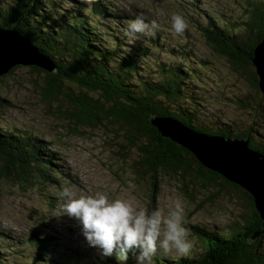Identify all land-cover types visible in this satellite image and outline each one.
<instances>
[{"label": "rangeland", "instance_id": "374dc122", "mask_svg": "<svg viewBox=\"0 0 264 264\" xmlns=\"http://www.w3.org/2000/svg\"><path fill=\"white\" fill-rule=\"evenodd\" d=\"M84 1L88 2L56 0L61 9L58 12ZM100 1L107 3L111 10L105 7L108 14L96 21L97 30L122 40L120 51L142 48L148 39L153 40L149 45L156 42L160 46V50L151 46L152 55L144 61L143 78L157 76L153 63L156 59L196 70V74L189 76H198L192 78L199 93L192 96H199L196 97L199 104L194 107H197L195 113L198 118L205 122L203 125L207 129H226L232 135L248 132L252 136L253 133L264 145V116H255V112H246L237 104V98L254 97L258 98L264 110V98L248 81L249 76L255 73L253 65H229L206 45L201 31L208 21L220 28L232 23L240 25L245 10L249 8V0ZM137 13H142L146 22L156 21L158 26L150 33L126 36V24ZM173 13H179L185 19L186 27L181 33L171 28ZM256 31L259 32V29ZM110 36L105 37L111 46ZM171 50L174 55L168 53ZM43 80V76L29 70V67H18L0 77V98L5 105L0 109V127L25 130L45 142L46 150L54 155L46 152L44 158L50 159L51 172H54L53 175L50 172L51 179L58 182L39 188L40 184L31 186L11 178L15 176L14 171H11V177L4 176L2 172L6 168L0 158V260L16 263L31 261L34 253L38 255V246L33 240L36 238L43 240V247L46 248L44 253L41 250V256L47 253L49 258L43 264H73L74 260L81 264L94 262L100 257V249L89 246L77 219L62 212L65 202L62 189L69 188L74 197L102 192L109 199H128L148 210L155 179L135 172L133 165L140 161L141 156L136 146L128 147L124 128L119 123L75 126L77 132H72V120L62 115L66 110L71 111V105L61 96L46 101L40 92ZM71 87L76 96V88ZM200 124L203 127L201 120ZM187 162L192 167L187 173L158 170L157 183L160 187L153 208L163 209L166 213L174 201L180 200L185 208L186 226L196 224L205 231H227L240 218L249 217L244 196L237 190L221 186L223 183L220 181L214 187L201 185L193 173L194 162L190 159ZM57 176L59 179H56ZM188 228L193 247L186 255L195 256L200 253L201 242L195 237L194 229ZM110 256L117 263L121 262L118 251L114 250ZM258 256L264 260V252ZM164 257L177 258L173 252L158 249L151 258V264L154 259ZM127 263L136 264L135 256Z\"/></svg>", "mask_w": 264, "mask_h": 264}, {"label": "trees", "instance_id": "16d2710c", "mask_svg": "<svg viewBox=\"0 0 264 264\" xmlns=\"http://www.w3.org/2000/svg\"><path fill=\"white\" fill-rule=\"evenodd\" d=\"M87 1L71 5L64 9V12H58L61 9L56 0L0 1L1 26L16 29L30 39L57 66L54 74L29 67V70L43 76L40 92L46 101L61 96L62 100L71 105V111L66 110L62 115L72 120V132H77L75 126L94 127L101 124L104 126L106 123H119L123 126L126 144L130 148L136 146L141 156L140 161L133 165L135 172L140 176L148 174L155 179L152 196L147 204L148 211L153 209L160 187L157 183L158 170L187 173L192 169L187 159L194 162L193 173L201 185L214 187L219 185L218 181L222 182L221 186L237 190L244 196L250 211L249 217L240 218L229 226V232L205 231L203 227L189 224L188 227L194 229L195 237L201 242L200 253L195 256L156 258L153 264H264L262 257L258 256L264 252V233L253 242L249 240L254 231L261 229V220L254 208L252 197L238 186L202 167L182 147L161 138L149 119L154 115L168 116L199 132L227 138H247L249 146L263 155L264 145L253 133L252 136L248 132L232 135L231 131L226 129H207L206 125H203L205 122L198 118L195 113L197 107H194L199 104L196 100L199 96H192L199 93L192 78L198 76H189L191 73L196 74V70L181 68L180 64L175 65V62L164 63L156 59L153 63L157 76L143 78L145 75L142 73L146 68L144 61L152 55L151 46L159 50L160 46L156 42L149 45L153 40L148 39L142 48L139 46L130 52L120 51L122 40L118 41L114 36L102 34L97 30L96 21L108 14L107 3L103 4L100 0ZM248 6L240 25L232 23L220 28L210 21L201 29L206 45L231 66H252V51L264 38V0H249ZM256 29H259V32ZM105 36L111 37V46ZM250 42L252 43L248 44ZM168 53L174 52L171 50ZM248 81L255 91L260 92L254 72ZM71 86L76 88V96L73 95L75 93ZM261 97L264 98L262 95ZM3 101L0 98V109L5 106ZM237 104L246 112L264 116L258 98L244 96L243 99L237 98ZM45 144L25 130L0 127V158L6 168V171L2 172L4 176L11 177V171H14L15 176L11 178H17L18 181L31 186L40 184L39 188H45L51 183L57 184V180H52L50 176L53 171L51 163L49 164L50 159L44 158L46 152L53 155L54 153L46 150ZM53 173L51 172V175ZM35 239L33 240L38 246L36 259L41 257L45 260V256H41L43 249L46 250L43 247L44 241ZM30 240L33 243L32 239ZM133 256L130 251L126 260L117 263L113 257L100 255L94 262L84 263L128 264ZM34 261L31 259L29 262L16 263L0 260V264H36ZM73 264L81 262L74 260Z\"/></svg>", "mask_w": 264, "mask_h": 264}, {"label": "clouds", "instance_id": "9594fccd", "mask_svg": "<svg viewBox=\"0 0 264 264\" xmlns=\"http://www.w3.org/2000/svg\"><path fill=\"white\" fill-rule=\"evenodd\" d=\"M171 28L181 33L185 19L179 13L170 17ZM156 21L146 22L142 13L129 20L125 35L150 33L157 28ZM65 198L62 212L77 219L81 232L89 246L100 249L103 255H111L114 250L127 259L131 251L136 264H151L157 250L173 252L177 257L186 255L193 247L190 228L186 226L185 208L176 200L167 209L146 208L122 198L109 199L106 194H80L73 196L70 189H62Z\"/></svg>", "mask_w": 264, "mask_h": 264}, {"label": "water", "instance_id": "95a60500", "mask_svg": "<svg viewBox=\"0 0 264 264\" xmlns=\"http://www.w3.org/2000/svg\"><path fill=\"white\" fill-rule=\"evenodd\" d=\"M252 54L251 64L255 69L257 86L264 97V38L255 46ZM16 67H35L48 74L57 71L54 61L30 39L16 29L0 24V77ZM149 122L161 138L182 147L202 167L220 175L252 197L261 220V229L254 231L249 240H257L264 233V155L252 149L247 138H227L199 132L168 116L154 115Z\"/></svg>", "mask_w": 264, "mask_h": 264}, {"label": "bare ground", "instance_id": "6f19581e", "mask_svg": "<svg viewBox=\"0 0 264 264\" xmlns=\"http://www.w3.org/2000/svg\"><path fill=\"white\" fill-rule=\"evenodd\" d=\"M212 12V11H211ZM209 16V15H208ZM92 22V21H91ZM209 22V21H208ZM211 25V24H210ZM191 33V32H190ZM237 93V92H236ZM57 111V110H56ZM37 137V136H36ZM37 138H39V137H37ZM101 252V251H100ZM35 254V253H34ZM33 254V256L31 257L32 258V260H35L34 262L37 264V263H41V264H43V263H45V260H49V258H47V253H46V255H45V260H43L41 257H40V259L38 260V259H36V256H38L37 254H35L34 255ZM100 255H103L102 253L100 254ZM109 257H112V256H110V255H108ZM108 257V258H109Z\"/></svg>", "mask_w": 264, "mask_h": 264}]
</instances>
